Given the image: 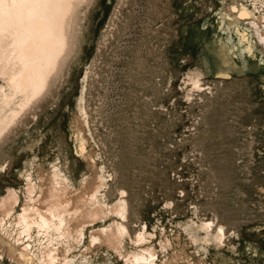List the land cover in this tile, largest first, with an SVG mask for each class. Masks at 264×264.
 <instances>
[{
	"label": "rangeland",
	"instance_id": "374dc122",
	"mask_svg": "<svg viewBox=\"0 0 264 264\" xmlns=\"http://www.w3.org/2000/svg\"><path fill=\"white\" fill-rule=\"evenodd\" d=\"M217 4L91 0L52 94L0 142V196L24 186L35 156L83 178L70 122L84 90L109 198L126 192L132 232L145 223L159 238L213 220L237 251L226 263L264 264V65L218 48ZM206 65L192 88L187 75ZM0 264H15L1 246Z\"/></svg>",
	"mask_w": 264,
	"mask_h": 264
},
{
	"label": "bare ground",
	"instance_id": "6f19581e",
	"mask_svg": "<svg viewBox=\"0 0 264 264\" xmlns=\"http://www.w3.org/2000/svg\"><path fill=\"white\" fill-rule=\"evenodd\" d=\"M90 3L0 0V142L52 94L75 53L80 12ZM217 3L211 31L218 48L241 62L251 58L264 65V0ZM206 70L207 65L187 75L192 88L200 89ZM83 91L70 128L86 174L75 183L58 162L45 166L35 156L27 163L20 173L24 186L0 196V246L9 259L15 264H228L226 256L237 251L213 220L178 224L183 237L170 231L157 238L145 223L132 232L126 192L109 198Z\"/></svg>",
	"mask_w": 264,
	"mask_h": 264
}]
</instances>
